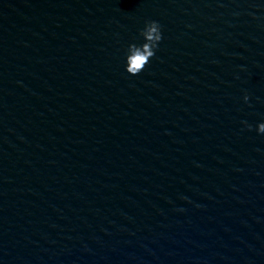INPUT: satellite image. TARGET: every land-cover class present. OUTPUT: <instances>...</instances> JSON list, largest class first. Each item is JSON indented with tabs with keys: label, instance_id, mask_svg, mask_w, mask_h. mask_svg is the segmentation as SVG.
I'll list each match as a JSON object with an SVG mask.
<instances>
[{
	"label": "water",
	"instance_id": "95a60500",
	"mask_svg": "<svg viewBox=\"0 0 264 264\" xmlns=\"http://www.w3.org/2000/svg\"><path fill=\"white\" fill-rule=\"evenodd\" d=\"M260 122L264 0H0V264H264Z\"/></svg>",
	"mask_w": 264,
	"mask_h": 264
},
{
	"label": "clouds",
	"instance_id": "9594fccd",
	"mask_svg": "<svg viewBox=\"0 0 264 264\" xmlns=\"http://www.w3.org/2000/svg\"><path fill=\"white\" fill-rule=\"evenodd\" d=\"M141 36L144 42L140 45L131 43L128 45L126 54V71L131 75H138L144 70L146 65L150 62V58L155 55V51L159 46L162 39L161 25L158 21L149 20L145 23L144 28L141 30ZM249 97L246 94L244 100L248 101ZM251 130L252 125L244 122ZM256 131L264 134V122H260L256 126Z\"/></svg>",
	"mask_w": 264,
	"mask_h": 264
}]
</instances>
